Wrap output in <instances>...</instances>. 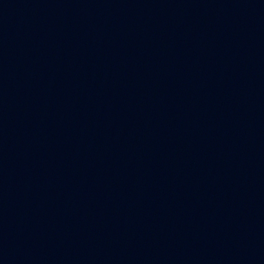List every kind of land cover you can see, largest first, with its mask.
<instances>
[{
  "label": "water",
  "instance_id": "water-1",
  "mask_svg": "<svg viewBox=\"0 0 264 264\" xmlns=\"http://www.w3.org/2000/svg\"><path fill=\"white\" fill-rule=\"evenodd\" d=\"M0 264H264V0H0Z\"/></svg>",
  "mask_w": 264,
  "mask_h": 264
}]
</instances>
